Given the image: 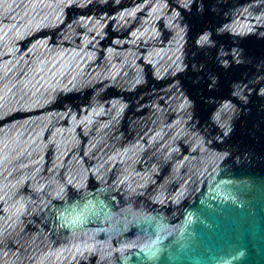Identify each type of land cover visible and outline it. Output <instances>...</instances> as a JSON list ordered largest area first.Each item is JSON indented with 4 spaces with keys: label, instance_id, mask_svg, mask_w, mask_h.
Here are the masks:
<instances>
[{
    "label": "water",
    "instance_id": "95a60500",
    "mask_svg": "<svg viewBox=\"0 0 264 264\" xmlns=\"http://www.w3.org/2000/svg\"><path fill=\"white\" fill-rule=\"evenodd\" d=\"M0 264H264V0H0Z\"/></svg>",
    "mask_w": 264,
    "mask_h": 264
}]
</instances>
